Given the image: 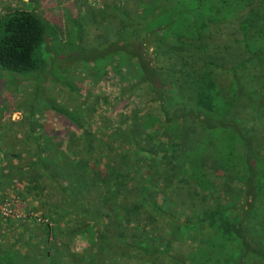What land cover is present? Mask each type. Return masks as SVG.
Returning a JSON list of instances; mask_svg holds the SVG:
<instances>
[{"label": "trees", "instance_id": "obj_1", "mask_svg": "<svg viewBox=\"0 0 264 264\" xmlns=\"http://www.w3.org/2000/svg\"><path fill=\"white\" fill-rule=\"evenodd\" d=\"M35 2L0 17V264H264V0H109L83 86Z\"/></svg>", "mask_w": 264, "mask_h": 264}, {"label": "rangeland", "instance_id": "obj_2", "mask_svg": "<svg viewBox=\"0 0 264 264\" xmlns=\"http://www.w3.org/2000/svg\"><path fill=\"white\" fill-rule=\"evenodd\" d=\"M28 1L29 0H0V17L5 11L23 8L24 3H28ZM36 1L35 6L41 8H35V10H37L40 15L44 16V18H42L48 25L47 43L39 49L40 51L38 50L39 52L37 51L36 56L47 61L49 67L52 65L53 69H56L55 63L58 64L59 62H63L69 65V68L66 69V75L68 76H71V74L79 68L84 69L86 63L90 64L88 62V59L91 57L90 52L97 48L99 42L96 40V36H100L98 32L102 28L100 17L101 8L99 5L102 6L104 3H108L109 0H88L84 6H86V8L89 7V11H87L85 18L81 20L80 24L75 26L76 29L74 31L71 29L72 25L69 19L75 20L77 17H82L87 10H81L80 6H82V4L80 0ZM32 9L33 7L30 10ZM63 71L64 70L60 71L61 75H56L62 82L66 79V75L63 74ZM50 74L51 72L49 75ZM50 77L51 76H43V84H51ZM70 80L74 85H84V76L81 73L72 75ZM0 92L2 98L3 87H1ZM49 92L50 94H54L52 87L49 88ZM19 118V114H13L14 121H18ZM10 197L14 199L13 195H10ZM19 210L22 211L18 208L16 211L18 212Z\"/></svg>", "mask_w": 264, "mask_h": 264}, {"label": "built area", "instance_id": "obj_3", "mask_svg": "<svg viewBox=\"0 0 264 264\" xmlns=\"http://www.w3.org/2000/svg\"><path fill=\"white\" fill-rule=\"evenodd\" d=\"M14 200V199H13ZM17 202V201H16ZM0 215L4 217H12V218H19L21 215L19 212L14 211L10 204H3L0 202Z\"/></svg>", "mask_w": 264, "mask_h": 264}]
</instances>
